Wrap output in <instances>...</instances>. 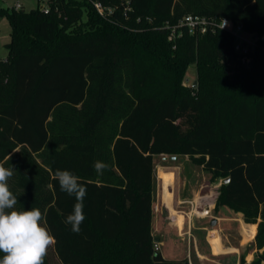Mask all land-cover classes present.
Segmentation results:
<instances>
[{"label":"trees","instance_id":"16d2710c","mask_svg":"<svg viewBox=\"0 0 264 264\" xmlns=\"http://www.w3.org/2000/svg\"><path fill=\"white\" fill-rule=\"evenodd\" d=\"M188 15L240 23L257 48L246 62L221 30L170 41L166 22ZM4 17L0 164L15 168L16 207L41 210L60 264H189L154 249L161 155L186 156L221 182L216 208L258 224L251 264H264V0H59L48 13L0 9ZM191 66L196 87L186 84ZM97 160L109 166L102 175ZM57 169L87 189L79 233L65 223L76 200Z\"/></svg>","mask_w":264,"mask_h":264},{"label":"crops","instance_id":"0c3cea01","mask_svg":"<svg viewBox=\"0 0 264 264\" xmlns=\"http://www.w3.org/2000/svg\"><path fill=\"white\" fill-rule=\"evenodd\" d=\"M157 157L171 158L176 164V167L160 166L156 178L154 173L152 235L154 243L159 245V252L163 258L171 260L169 258L175 256L176 260H187L189 264H241L242 260L251 264L262 252L255 244L258 224L247 223L242 212L229 207L216 208L219 187H216L214 194L208 196L204 189L209 181L200 184L198 179L194 180L193 177L198 178L197 172L185 173L180 180V189L183 191L188 186L190 197L187 200H193L200 209H209L210 215H190L184 210L180 211L182 198H179L175 186H178L177 174L182 168L180 164L177 165V160L181 156L161 155ZM183 157L189 159L186 156ZM160 169L174 175V184L171 189L174 192L173 204L176 211L184 214L181 228L176 224L167 225L170 214L179 213H170L174 208L173 205L164 203L166 186L162 189Z\"/></svg>","mask_w":264,"mask_h":264},{"label":"clouds","instance_id":"9594fccd","mask_svg":"<svg viewBox=\"0 0 264 264\" xmlns=\"http://www.w3.org/2000/svg\"><path fill=\"white\" fill-rule=\"evenodd\" d=\"M227 21H223V27ZM94 170L103 174L108 164L103 161L94 162ZM15 168H6L0 164V264H44V259L55 239L50 231L41 223L43 216L39 208L18 209V198L10 190L8 181L14 175ZM55 179L60 190L74 196L76 203L65 223L71 230L79 233L85 220L84 199L86 187L79 177L69 170L55 171Z\"/></svg>","mask_w":264,"mask_h":264},{"label":"rangeland","instance_id":"374dc122","mask_svg":"<svg viewBox=\"0 0 264 264\" xmlns=\"http://www.w3.org/2000/svg\"><path fill=\"white\" fill-rule=\"evenodd\" d=\"M17 1H20L22 3V5L24 6V10L27 12L31 10H36L38 6L36 0H0V9L10 10ZM10 33H11V28H10L8 20L5 17L0 18V62L4 61L8 57V49L6 48V44L10 42ZM195 75H196V67L191 66L188 69L187 75H186L187 85L190 86L192 85V83H194ZM163 158L164 157H155V160H154L155 178L158 174V169L160 166L161 167H164V166H168V167L175 166L176 167V164H174L171 158H168V159H163ZM177 163H178L177 164L178 166L180 164L182 167L181 171H178V174H177V179L179 180L178 186L177 185L175 186L176 192L179 194V198H182V203L180 204L181 207H179V210L180 211L184 210L188 213L189 211H191L192 208L189 203H185V202L193 201V200H187L190 197L189 190H188L189 187L188 186L185 187L183 191L182 189H180L181 187L180 180L182 179V177H184L185 173H187L188 171L195 172V173L197 172L198 178L195 176L193 177V179L194 180L198 179L200 184H203L204 182L209 181V183H206L207 187H205L204 189V191H207L208 196H211V194H214L216 192V187L217 186L219 187L221 185V182H216L213 184L210 183L211 175L207 173L206 171H203L201 167L193 165L189 159H185V157L183 156L178 158ZM159 176L162 182V189H164L166 185L167 186L170 185V188L172 187V185L174 184L173 173L165 172L164 170L160 169ZM172 196L174 197V192L171 189V198L173 202ZM173 207L174 208L170 211V213L177 212L179 214H175V215L170 214V219L167 221V225L174 226L176 224V226L181 228L184 214L182 212L176 211L174 204H173ZM47 256H48L50 264H60L57 256L54 253L53 245L49 247L47 251ZM169 259L176 260L177 258L175 256H171V258Z\"/></svg>","mask_w":264,"mask_h":264},{"label":"built area","instance_id":"2783aa9c","mask_svg":"<svg viewBox=\"0 0 264 264\" xmlns=\"http://www.w3.org/2000/svg\"><path fill=\"white\" fill-rule=\"evenodd\" d=\"M59 0H36L37 10H40L44 13H48L53 5H56ZM94 7L99 15L106 16L110 15L112 12L111 8L105 7L101 2L96 1ZM15 11H25L24 6L20 1H17L14 6L11 8ZM223 21H227V25L223 27ZM164 29L168 31V39L172 42H175L178 38H181L185 32L195 36H202L207 33H215L217 30L225 31L235 37L238 44V48L244 56L245 61L247 62L248 55L257 48V37L253 34L246 32L243 28V25L240 23H233L228 19L216 20L213 18H207L198 15H188L180 19L177 23L172 24L166 22ZM191 205V211L188 212L190 215H200V216H209V209L202 208L194 201H187ZM155 251H159V245L154 243Z\"/></svg>","mask_w":264,"mask_h":264},{"label":"bare ground","instance_id":"6f19581e","mask_svg":"<svg viewBox=\"0 0 264 264\" xmlns=\"http://www.w3.org/2000/svg\"><path fill=\"white\" fill-rule=\"evenodd\" d=\"M163 200H164V203L166 205H173L172 198H171V188H170V185L169 186L166 185Z\"/></svg>","mask_w":264,"mask_h":264},{"label":"water","instance_id":"95a60500","mask_svg":"<svg viewBox=\"0 0 264 264\" xmlns=\"http://www.w3.org/2000/svg\"><path fill=\"white\" fill-rule=\"evenodd\" d=\"M197 86V82L196 81H194V83H193V87H196ZM229 181V179H226L225 180V182L227 183Z\"/></svg>","mask_w":264,"mask_h":264}]
</instances>
